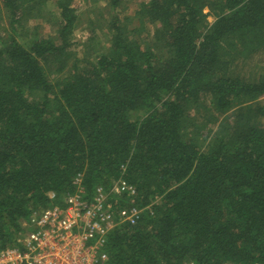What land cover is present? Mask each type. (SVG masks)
Segmentation results:
<instances>
[{
	"label": "trees",
	"instance_id": "16d2710c",
	"mask_svg": "<svg viewBox=\"0 0 264 264\" xmlns=\"http://www.w3.org/2000/svg\"><path fill=\"white\" fill-rule=\"evenodd\" d=\"M79 5L0 0V247L76 177L88 192L122 178L143 210L109 233L108 264H264V0H147L128 16L106 0L81 58ZM251 56L256 72L235 71Z\"/></svg>",
	"mask_w": 264,
	"mask_h": 264
},
{
	"label": "built area",
	"instance_id": "2783aa9c",
	"mask_svg": "<svg viewBox=\"0 0 264 264\" xmlns=\"http://www.w3.org/2000/svg\"><path fill=\"white\" fill-rule=\"evenodd\" d=\"M61 205L33 212L14 246L0 247V264H108L109 233L137 223L142 208L134 185L119 178L88 192L81 178ZM54 198L53 194L49 196Z\"/></svg>",
	"mask_w": 264,
	"mask_h": 264
},
{
	"label": "rangeland",
	"instance_id": "374dc122",
	"mask_svg": "<svg viewBox=\"0 0 264 264\" xmlns=\"http://www.w3.org/2000/svg\"><path fill=\"white\" fill-rule=\"evenodd\" d=\"M78 1H80L79 10H78V13L80 16V21L78 22V26L76 27L75 32H74V39L78 43L77 45H75L76 55L78 58H81L82 54L84 52L83 50H87V49H84L83 46L80 47V44L83 45L86 43L87 38H88L89 33H90V30H91L89 28V26H87V24H88L86 22L87 17L90 16L92 20L96 21V23H97V21L103 22V20L105 19L104 16H106L105 14L107 13V8L105 6L106 0H83L82 2H81V0H77V2ZM123 1L125 3L126 8L122 14L128 16V15L133 14V12L135 11V7H137L139 2L147 1V0H123ZM45 10L46 11L49 10L50 12L54 11L53 4L51 2H49L48 8H46ZM121 10H122V8H120L118 10V12ZM122 14L119 13L120 17ZM1 18H2V20H1L2 25L0 28V34L4 35L6 33H10L11 29L8 26L9 22H8L7 14L5 12H2ZM50 18H51V16L45 17V18L42 17L40 19L38 18V19H34V20L30 19L27 22V25L24 26V29L17 27L18 31H16V32L23 35L22 37L19 36V40L24 41V40H27V38H30L31 34L29 33V29H31L32 26H35L37 24H41V28H39V31L42 30L46 34L49 33L50 32V27H49L50 25L48 24L47 20H49ZM207 21L209 23H211L213 21V17L209 16L207 18ZM98 27H99V29L95 30L96 36H97L96 43L97 44L98 43H100V44L106 43V39H107L106 38V32L100 31V28H101L100 24H98ZM145 27H146V29H150V27L148 25H145ZM145 31L143 32L141 39L143 42H146V41L150 42V40H149L150 35H148V33H146ZM256 60H257V57L251 56V58H248V60L245 63H242L241 61H239V58H237L233 62L232 65H233V68L235 69V71H238L242 75H245L247 73H253L254 71L256 72L257 69L254 67ZM248 65H249V67H248ZM258 106H264V97L259 98L256 101V103L252 105L253 108L258 107ZM238 112H239L238 108L231 109L229 112H227L226 114L219 117V119H221V120H219L217 122V124L220 121H223V120L226 121V119H224V118H228V120L232 122L234 120L235 116L238 114ZM193 114H194V120H196L198 123H205L207 119H210L211 121H214L215 118L217 119V115L213 112H210V113L206 112V113H204V115H202L199 111L195 110ZM257 121H258L259 125L264 129V118H261V117L259 119L257 118ZM215 127H216V125H215ZM215 127H214V130H215ZM202 131L204 132L203 135L206 134L205 130H202ZM38 211H36V212H38Z\"/></svg>",
	"mask_w": 264,
	"mask_h": 264
}]
</instances>
